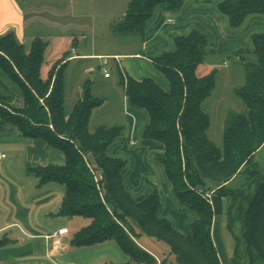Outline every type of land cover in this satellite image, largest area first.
<instances>
[{
    "label": "trees",
    "instance_id": "obj_1",
    "mask_svg": "<svg viewBox=\"0 0 264 264\" xmlns=\"http://www.w3.org/2000/svg\"><path fill=\"white\" fill-rule=\"evenodd\" d=\"M187 1L130 0L110 30L114 35L144 36L158 7L178 12ZM217 8L232 30L242 28L250 16L264 17V0H221ZM251 41L253 51L226 55L243 68L244 81L233 91L245 110L227 112L221 145L208 135L211 118L204 107L216 86V70L204 76L196 73L207 55L204 32L193 29L177 36L175 50L153 59L168 79L169 91L153 78L120 74L129 101L149 114L142 138L165 144L164 153L156 159L171 182L174 198L187 209L189 226L183 234L159 214L157 187L142 200L127 190L123 180L127 159L108 153L123 127H90L92 110L102 100L92 94L88 81L81 98L67 109L66 54L43 79L48 42L36 36L26 50L13 31L0 35V68L20 88V95L0 93L1 123L15 124L24 136L42 138L65 153L63 165L29 170L39 184L53 180L65 186L59 215L90 219L73 235V246L114 240L128 260L104 264H165L168 254L174 255V264H221L212 228L214 217L225 214L235 239L232 264H264V32L253 33ZM200 190L210 192V198ZM236 225L242 238L236 234ZM145 237L159 247L145 242ZM5 243L0 237V247Z\"/></svg>",
    "mask_w": 264,
    "mask_h": 264
},
{
    "label": "crops",
    "instance_id": "obj_2",
    "mask_svg": "<svg viewBox=\"0 0 264 264\" xmlns=\"http://www.w3.org/2000/svg\"><path fill=\"white\" fill-rule=\"evenodd\" d=\"M220 1L190 0L178 12L158 7L144 36L121 39L123 44L130 47L128 50L97 51L94 43L90 50H79L80 40L72 36L71 48L55 56L63 57L66 54L67 58L65 102L68 92L71 106L81 98L84 84L88 81L92 94L102 100V104L92 110L89 122H93L95 127H123L122 134L109 147L108 153L127 159L123 171L127 190L135 199L142 200L154 186L157 187L161 196L159 214L168 218L173 227L183 234L187 233L189 226L187 209L174 198L171 182L156 159L157 155L164 153L165 144L155 139L142 138L141 133L149 122V114L129 101L125 88L120 84V74L140 80L153 78L169 91V81L154 66L153 59L166 51L175 50L177 36L199 29L207 35V55L204 62L197 66L196 73L204 76L216 70V85L220 73L226 82L233 83L234 74L239 73V70L219 69L221 61L218 54L253 51L251 36L255 32H264V17L250 16L242 28L232 30L217 8ZM27 17L20 0H0V35L13 31L16 39L29 50L34 37L41 35L29 32L30 25L38 20L29 23ZM44 40L48 42L46 54L50 50L51 40ZM73 60L84 62V69H69ZM92 60H101L103 63L99 62L96 69L91 64ZM102 66L109 69L110 77L104 76ZM49 70L46 69L45 75L41 71L43 79L47 78ZM85 75L88 76L86 81ZM12 82L0 68L2 95H20V90ZM131 140L135 144H131ZM0 152L4 154L0 158V237L6 239V243L0 247V264H104L117 261L103 254L91 261H83L80 253L93 246L111 249L110 240L86 246V250L80 251L85 246L76 248L70 243L72 236L66 224L54 221L55 217L63 216L58 212L65 186L53 180L39 184V179L29 168L65 164L66 155L61 149L42 138L26 137L17 125L2 124L0 119ZM221 215L214 217L212 236L221 264H231L234 249L223 240L222 226L226 222L224 217L217 219ZM62 228L68 231L57 238L48 237V234Z\"/></svg>",
    "mask_w": 264,
    "mask_h": 264
},
{
    "label": "rangeland",
    "instance_id": "obj_3",
    "mask_svg": "<svg viewBox=\"0 0 264 264\" xmlns=\"http://www.w3.org/2000/svg\"><path fill=\"white\" fill-rule=\"evenodd\" d=\"M129 2L130 0H20L21 6L28 15L27 22L30 23L31 20H38V22L34 21V23L30 25L29 32L40 34L44 39L51 40L50 50L45 54L44 62L41 67L42 73L45 75L46 69L51 68L53 63L61 58L55 56L61 54L66 48H71L73 42L72 36H77L79 38V50H90L93 43L96 46V50L102 52L130 49V47L123 44L121 39H128L130 37H136L137 35H114L110 30V24L126 12ZM35 16L36 18H33ZM28 46L29 43H27V47ZM218 55L221 61V67H218L219 69H233L235 72L239 70V73L234 74L235 79L231 84L226 82V79L222 78L224 75L220 73L214 91L204 102V107L211 118L208 135L216 144L221 145L227 112L229 110L239 112L245 110V103L232 89L236 85L243 83L244 71L242 67L226 57L227 53L223 52ZM99 62L103 63L101 60H92L91 64L98 69L97 65ZM84 64V62L73 60L70 62L69 69H84ZM97 72H95V74ZM87 75L90 76V74ZM87 75H85V81L88 79ZM12 83L20 90L15 82ZM67 94L66 107L69 109L71 108V99L69 92ZM7 101H11L12 104L15 102V100L10 99H7ZM90 127H95L93 122L90 123ZM262 157L263 151L257 155L258 159ZM221 217L225 218V222L227 221L225 214H222L217 219ZM54 221L60 223L64 222L66 224L65 226L70 229V236L72 237L78 230L90 223V219L85 216H57ZM222 228L223 240L227 246L234 249L235 239L228 229L227 222L224 223ZM235 231L236 234L242 238L239 225H236ZM144 240L145 242L153 243L155 247H159L155 240L150 237H145ZM109 243L111 249L104 248L105 246H93L88 248L89 250H86V246L85 249L82 248L80 251L86 250V252L80 253L83 261H91L100 254L116 258V262L128 260V256L120 249L114 240H110ZM112 247H115V250H113ZM174 262V255L168 254L165 264H174ZM95 264L99 263L97 262Z\"/></svg>",
    "mask_w": 264,
    "mask_h": 264
},
{
    "label": "built area",
    "instance_id": "obj_4",
    "mask_svg": "<svg viewBox=\"0 0 264 264\" xmlns=\"http://www.w3.org/2000/svg\"><path fill=\"white\" fill-rule=\"evenodd\" d=\"M168 21L171 22L172 19H169ZM66 60H67V58H66ZM102 70H103L105 77H110L111 73H110L108 68H106L105 66H102ZM130 142H131V144H135V141H133V140H131ZM2 157H4V154L2 152H0V158H2ZM200 192L203 193L204 196H206L207 198H210V196H211L210 192H204L202 190H200ZM67 231H68L67 228H62V229H59L58 231H54V232L48 234V237L57 238V237H59V235L66 233Z\"/></svg>",
    "mask_w": 264,
    "mask_h": 264
}]
</instances>
